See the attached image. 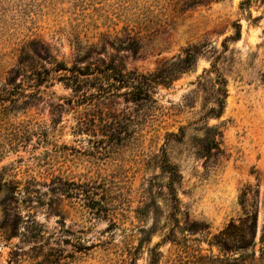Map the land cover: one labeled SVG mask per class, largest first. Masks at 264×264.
<instances>
[{
	"label": "rangeland",
	"instance_id": "374dc122",
	"mask_svg": "<svg viewBox=\"0 0 264 264\" xmlns=\"http://www.w3.org/2000/svg\"><path fill=\"white\" fill-rule=\"evenodd\" d=\"M185 1L0 0V264H264V1ZM116 36L131 50L109 47ZM90 43L138 74L190 44L199 53L153 89L155 109L121 95L114 130L91 133L54 73L39 86L32 74L52 70L43 49L70 66ZM22 56L28 79L15 74ZM213 65L227 89L218 118ZM206 123L219 148L203 156ZM163 149L181 174L173 216ZM92 189L105 201L95 210Z\"/></svg>",
	"mask_w": 264,
	"mask_h": 264
},
{
	"label": "trees",
	"instance_id": "16d2710c",
	"mask_svg": "<svg viewBox=\"0 0 264 264\" xmlns=\"http://www.w3.org/2000/svg\"><path fill=\"white\" fill-rule=\"evenodd\" d=\"M204 1L211 2L220 0H186L184 5L186 7H191ZM257 1L263 2L264 0H243L241 5L246 7L251 2ZM237 33H239V31H237ZM126 40H130L129 37H127ZM96 46L97 43H90L84 47H78L75 53V60L70 66H67L64 62L57 61L56 58L49 53L48 49H43V55L40 53H36V55L39 60L43 62L53 60L52 70L32 73L37 76V82L35 84L39 86L43 82L48 81L49 75L53 72V79L60 82L64 88L69 89L72 93V100H70L68 104L72 106L74 105L72 103L76 102L75 105L82 104L86 106L84 109L88 111L90 117L86 121L85 119H79L78 130L81 132L86 130L91 133H96L98 130L97 122L107 128L104 132L109 133L111 130H114V125L117 124V117L119 113H121L119 109L116 108L115 99L121 95L124 96L125 101H144L149 103L151 109H155L156 99L153 97V89L157 85L165 86L171 84L179 74L190 70L196 63L199 53L198 45L190 44L183 50L181 56L179 55L176 58L163 61L152 73L138 74L132 70H125L123 64L116 58L115 54H110L109 56L101 55L100 52L95 51ZM109 47L114 50L117 48L131 50L130 47L117 36L111 40ZM93 54H96V56ZM24 56L19 59L15 74L28 79L30 78L27 74V71H30L28 69L31 68L33 71L37 70L36 67L32 65L33 61L27 62ZM40 66L42 67L44 65L41 63ZM212 68L216 75L215 80L218 83L216 91H218L219 96L216 99V107H211L207 114L218 118L224 109L227 89L225 84L226 81L218 72L219 70L216 65H213ZM44 70H46V68H44ZM22 81L25 82V80ZM28 82L32 83L33 81ZM122 89H125L123 93L120 92ZM59 107H62V105H59ZM104 117H106V119ZM180 132L182 133V130H180ZM105 134L106 133L101 135L105 136ZM219 136L220 131L217 127L209 126L207 123L204 124L203 135L199 138L200 150L203 151V156L211 154L214 149L218 150L219 142L217 138ZM158 167L166 178L165 184H162L161 188H166V195L173 209V216L175 211L178 210L179 199L176 186L181 181V174L176 165L168 159L165 149L162 150L158 158ZM100 184H102L100 186L102 189L107 187L103 181L99 183V185ZM9 190L12 196H22L25 194V189L22 190L17 185L9 187ZM55 190L57 194H64L65 192L66 196L72 197V193H68V191H64L59 187ZM27 196H29V194H27ZM88 201V208L90 210H95L97 207L101 208L103 207L102 203L105 204L103 194L98 197V193L93 189L90 190L88 194ZM151 230L152 228L147 231L148 235H150Z\"/></svg>",
	"mask_w": 264,
	"mask_h": 264
}]
</instances>
